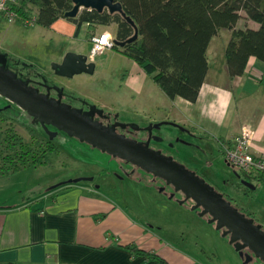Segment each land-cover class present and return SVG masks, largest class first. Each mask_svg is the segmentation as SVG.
I'll use <instances>...</instances> for the list:
<instances>
[{
  "label": "rangeland",
  "instance_id": "1",
  "mask_svg": "<svg viewBox=\"0 0 264 264\" xmlns=\"http://www.w3.org/2000/svg\"><path fill=\"white\" fill-rule=\"evenodd\" d=\"M240 13L241 19L237 28L255 25L244 10ZM71 22L74 23L63 18L47 28L37 23L28 26L16 20L10 22L6 17L0 19V55H4L7 68L23 80L32 78L49 85L55 82L54 87H62L64 100L75 108L81 109L88 104L92 106L93 102L104 106L102 108L115 114V117L124 123L141 126L149 124L147 119L151 118L152 113L146 109L152 108L153 99L161 94V90L137 62L112 49L113 47H108L96 57V67L91 73L84 72L71 77L55 74V63L61 62L68 52H76L84 57H89L91 52L92 42L87 38V26L81 28L78 38H73L74 33L71 31L74 26ZM116 28L115 23L98 27L96 36L109 32L113 37ZM230 37V30L223 29L213 38L207 51L212 69L224 62ZM11 127L25 141L35 138L44 146L47 140H51L58 149L48 153L47 162L44 164L23 167L16 172L9 169L3 173L1 167L10 165L8 160L3 158L8 154L7 129ZM177 128L179 127L165 123L160 129H154V133L158 137L164 136V140L153 141V145L157 142L177 161L196 171L217 191L226 194L229 199L228 194L231 195L232 204L247 216L254 218L255 223L261 224L264 229V178L258 173L227 163L224 157L221 161H213L211 153L219 155L216 149L218 147L210 144L208 150H205L201 145L198 148L189 146L184 143L189 140L183 138L187 134ZM196 143L203 144L199 141ZM204 163L207 166H204ZM125 167L121 159L81 142L77 137L70 136L50 124H44L39 118L0 94V206L13 204L23 198L34 201L62 183H91L85 180L86 177H94V181L98 183L107 180L108 175L116 182L119 177L120 184ZM240 178L255 188L249 189L248 186L241 185L243 182L239 181ZM76 179L79 181L70 182ZM164 181L157 177V181L151 182L139 175L134 181L132 193L120 195L116 190L109 195H117L115 199L127 212L134 215L140 213L144 218L143 222L152 224L160 220V224L166 225L171 235L173 231V240H176L178 246L185 248L189 253L200 255L206 264H264L245 250V254L250 255V260L247 261L246 256H241L230 242V238L223 237V232L215 229V225L210 224L215 229L213 231L202 222H195L198 221L197 218L188 210L184 211L185 207H192V203L185 201L186 204H179L178 200L183 197L176 193L175 197H172L174 192L166 188ZM238 182L240 185H237ZM151 184L154 185L153 192ZM181 223L186 225V229H179L178 233H182L179 235L174 227L180 226Z\"/></svg>",
  "mask_w": 264,
  "mask_h": 264
},
{
  "label": "crops",
  "instance_id": "2",
  "mask_svg": "<svg viewBox=\"0 0 264 264\" xmlns=\"http://www.w3.org/2000/svg\"><path fill=\"white\" fill-rule=\"evenodd\" d=\"M71 24L73 38H78L76 24ZM258 26L255 22L250 27ZM146 111L152 113L149 121L181 123L185 127L182 132L187 134L183 138L191 142L189 146L201 145L208 150L214 144L219 155L212 152L213 161L226 159L222 143L231 145L245 122L256 128L253 151L264 152V61L250 57L244 74L230 79L225 57L216 69L209 64L197 101L180 96L170 99L161 90L154 97L152 108ZM140 175L147 181H157L152 173ZM107 181L108 185L114 184L111 177ZM101 188L92 183H71L58 186L34 201L23 198L0 206V264H156L121 247L133 243L161 255L168 264H206L200 255L178 246L173 231L171 235L160 220L152 224L143 222L140 213L127 212L115 199L117 195H109ZM186 210L197 218L195 222L216 229L199 210L185 207ZM174 228L182 235L178 231L186 229V225L181 223Z\"/></svg>",
  "mask_w": 264,
  "mask_h": 264
},
{
  "label": "trees",
  "instance_id": "3",
  "mask_svg": "<svg viewBox=\"0 0 264 264\" xmlns=\"http://www.w3.org/2000/svg\"><path fill=\"white\" fill-rule=\"evenodd\" d=\"M115 1L122 4L126 17L135 25L120 13L108 10L83 9L77 17H67L66 13L74 5L72 0H17L14 8L19 14L18 23L36 18L37 24L50 28L57 20L66 18L76 24L75 34L86 25L87 38L91 42L99 26L115 23L112 49L137 62L170 99L180 96L197 101L209 71L208 47L221 29L232 32L225 50L230 79L244 74L250 57L264 61V0ZM242 10L259 25L258 28H237ZM0 19H5L2 13ZM136 28L137 39L120 46V42L136 33ZM6 148L8 154L3 159L10 165L1 167L3 173L44 164L48 153L58 149L51 140L44 146L35 138L25 141L13 127L7 129ZM121 247L135 256H146L156 264H168L161 255L134 243Z\"/></svg>",
  "mask_w": 264,
  "mask_h": 264
},
{
  "label": "water",
  "instance_id": "4",
  "mask_svg": "<svg viewBox=\"0 0 264 264\" xmlns=\"http://www.w3.org/2000/svg\"><path fill=\"white\" fill-rule=\"evenodd\" d=\"M73 8L66 13L67 17H77L83 9H95L99 12L108 10L110 13H120L126 17L123 6L115 0H72ZM127 21L135 25L130 17ZM138 31L125 42L137 39ZM115 42V40H114ZM94 61H88L87 56L76 52H68L61 62L55 63L54 70L61 76H73L80 73H91L95 69ZM30 79L23 80L16 73L7 68L4 55H0V94L8 100L16 103L19 107L27 110L32 116L39 118L44 124H50L59 130L77 137L81 142L106 152L113 157L131 163L146 172L162 178L174 186L176 191L185 195L180 204L191 200L192 210H199V214L207 217L209 223H213L217 230L224 229L223 236H229L230 242L235 246L241 256L250 260L248 253L255 255L264 262V230L261 224L255 223V219L241 212L232 202L224 197L212 185L206 182L196 171L174 159L172 155H165L161 150L150 147L152 137L146 141L119 135L115 132L117 123L112 126L104 125L94 120L95 106L90 111L72 107L62 103L60 98L50 97V93H42L36 87L29 84ZM102 110L99 114L102 115ZM175 126L182 129L179 124ZM124 128L127 125L119 123ZM129 126L135 130L139 128L133 123ZM153 124L148 127L152 132ZM156 127V126H155ZM142 129V128H141ZM147 129V128H146ZM184 143L189 144L188 141ZM79 180H70V182ZM250 189L255 186L243 181Z\"/></svg>",
  "mask_w": 264,
  "mask_h": 264
},
{
  "label": "flooded vegetation",
  "instance_id": "5",
  "mask_svg": "<svg viewBox=\"0 0 264 264\" xmlns=\"http://www.w3.org/2000/svg\"><path fill=\"white\" fill-rule=\"evenodd\" d=\"M88 61H90V60L88 59ZM54 71H55V74H57L56 70H54ZM29 84L31 86H33V87L38 88L40 90V92H42V93H50V97L51 98L59 99L60 98V93H61L62 103H66V104H69L72 107H74L70 102L64 100V98H65L64 97V93L61 91V88L62 87L61 88L59 86L58 87L56 86L57 88L54 87L55 86V82H54L53 85H49V84H43L41 82H38L36 79L30 78ZM93 104H95V105H93ZM92 106H95V110H94V113L95 114H94V117H93L94 120L100 121L104 125H109V126H112L113 124L117 123V127L115 128V132L117 134L124 135L126 137H130V138L136 139L137 141H146L151 136L152 139H151V142H150V147H152L153 149H156V150H161L162 153H164L165 155H170V152H167L165 150V148L161 147V145L159 146L157 144V142L154 143V145H153V141H162V140H164L163 139L164 136L158 137L157 134L154 133V129H160L161 128V125L164 124L166 122V120L160 121L159 123H155V122L150 121L149 124H146L144 126H141L139 124L137 125V124H134L133 123L134 125H136L139 128L138 130H135L134 127L129 126V124H131V123H124V122H122V120H119L118 118L115 117V114L113 115L112 112H109L105 108H102L104 106H100L99 104H96V103H93V102H92ZM92 106L90 104H88L87 106H83V108H81V109H83V111H90L91 108H92ZM100 108H102V111H103L102 112V115L99 114V110H101ZM167 122H168V124H171V125L179 124V126L182 127V129L185 128L181 123H176L174 121H167ZM119 123H124L127 126L124 127V128H122V127L119 126ZM151 124H153V126H154L153 129H152V132H150L148 130V127ZM84 143H86V142H84ZM114 158H117V157H114ZM122 161L126 165V167L124 169V172H123L124 173V176L122 177V183L119 184V182H118V178L119 177L116 178L117 179V182H116V180H114V184H112V185H108L107 184L108 183L107 180L103 181V183L102 182H99V183L98 182H95L94 181V177H86L85 180L91 181V183L95 187H98V188H101L102 187L101 190L107 191L108 194H111L112 192H114L116 190H118V194H120V193L121 194H123V193H130V192L132 193L133 192V189L132 188L134 186L135 179H137V177L140 174H144L146 171H144L143 169H141V168H139V167H137L135 165H132L131 163H127L124 160H122ZM108 177H110V176L108 175ZM111 178L113 179V177H111ZM239 181H242V178H240ZM164 182H166V181H164ZM237 185H240V182H238ZM241 185H245V184L243 183ZM165 186H166L167 189H169L170 192H172V191L174 192V194L172 195V197H175V193H176V194H181V196L183 197V198H180V200H184L185 199V195L181 191H176L175 188H174V186H172L171 184H167V182H166V185ZM228 196L230 197V199L226 196V194H224V197L226 199L231 200L232 199V196L229 195V194H228ZM180 200H178V201H180ZM189 201L191 203H193L191 200H188V202ZM246 250H249V249H246Z\"/></svg>",
  "mask_w": 264,
  "mask_h": 264
},
{
  "label": "built area",
  "instance_id": "6",
  "mask_svg": "<svg viewBox=\"0 0 264 264\" xmlns=\"http://www.w3.org/2000/svg\"><path fill=\"white\" fill-rule=\"evenodd\" d=\"M17 0H0V13L10 22L15 21L19 14L15 10ZM24 23L28 26L36 23V18L25 19ZM115 35L104 32L100 36L92 39V48L88 59L94 61L96 57L108 47H113ZM256 128L251 123H243L238 135L232 144L224 146V154L227 163L239 166L247 171L260 174L264 178V152L256 153L253 151V140Z\"/></svg>",
  "mask_w": 264,
  "mask_h": 264
}]
</instances>
